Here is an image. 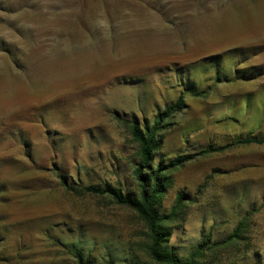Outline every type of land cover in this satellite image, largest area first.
I'll list each match as a JSON object with an SVG mask.
<instances>
[{
  "label": "rangeland",
  "instance_id": "1",
  "mask_svg": "<svg viewBox=\"0 0 264 264\" xmlns=\"http://www.w3.org/2000/svg\"><path fill=\"white\" fill-rule=\"evenodd\" d=\"M181 94L152 162L197 154L164 173L167 248L264 264V142H240L264 138V0H0V264H156L136 212L62 177L139 195L128 124Z\"/></svg>",
  "mask_w": 264,
  "mask_h": 264
},
{
  "label": "trees",
  "instance_id": "2",
  "mask_svg": "<svg viewBox=\"0 0 264 264\" xmlns=\"http://www.w3.org/2000/svg\"><path fill=\"white\" fill-rule=\"evenodd\" d=\"M197 95L198 92H192ZM186 107L184 95L181 94L172 104H168L162 111L157 113L154 122L144 124L137 120H131L128 124L130 132L135 141L139 145L140 163L135 168V175L140 183L139 195H133L125 192L121 187L105 184L104 186L89 184L76 188L70 185L67 180L62 177L63 185L70 191H80L83 194L91 195H107L115 200L121 206L136 212L143 220L147 229L150 245L148 248L149 258L156 264H184L181 257L172 249H168L167 232L163 225L164 219L159 210L160 201L166 193L167 181L164 175L165 171L179 167L194 159L197 154L179 155L168 161L160 160L156 166L152 165L156 152L162 144L160 132L168 128L167 120L176 112L182 111ZM241 143H263L264 138L247 136L240 140ZM217 147L210 146L201 151V154L216 151ZM59 241V240H58ZM61 243V242H60ZM65 247L69 248L78 264H94L92 260H88L84 250L80 244L75 242L65 243ZM109 264H116V259L111 252H108ZM129 264H138L134 260H130Z\"/></svg>",
  "mask_w": 264,
  "mask_h": 264
}]
</instances>
